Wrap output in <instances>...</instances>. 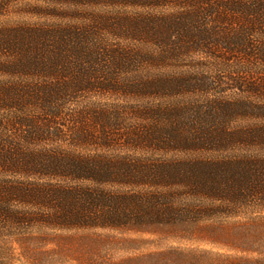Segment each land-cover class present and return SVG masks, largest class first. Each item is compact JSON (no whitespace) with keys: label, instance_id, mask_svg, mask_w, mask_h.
I'll return each mask as SVG.
<instances>
[{"label":"trees","instance_id":"trees-1","mask_svg":"<svg viewBox=\"0 0 264 264\" xmlns=\"http://www.w3.org/2000/svg\"><path fill=\"white\" fill-rule=\"evenodd\" d=\"M0 17V240L264 205V0H0Z\"/></svg>","mask_w":264,"mask_h":264},{"label":"rangeland","instance_id":"rangeland-1","mask_svg":"<svg viewBox=\"0 0 264 264\" xmlns=\"http://www.w3.org/2000/svg\"><path fill=\"white\" fill-rule=\"evenodd\" d=\"M0 246L3 264H264V205L199 221L36 230Z\"/></svg>","mask_w":264,"mask_h":264}]
</instances>
